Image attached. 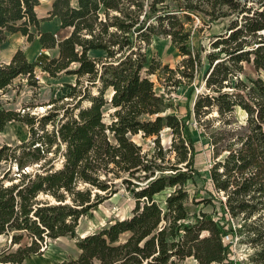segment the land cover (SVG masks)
<instances>
[{"label":"trees","instance_id":"16d2710c","mask_svg":"<svg viewBox=\"0 0 264 264\" xmlns=\"http://www.w3.org/2000/svg\"><path fill=\"white\" fill-rule=\"evenodd\" d=\"M39 5L0 0V56L15 34L41 46L34 61L22 49L0 60V93L20 78L40 89L38 69L75 83L44 112L0 109V131L12 121L29 131L0 144V237L9 242L0 264H22L64 237L79 255L62 264H243L236 244L250 249L247 264H264V0H53L56 32L41 30ZM197 30L210 31L208 46L192 45ZM155 37L171 39L175 68L149 58ZM182 87L191 104L180 116L167 95ZM196 135L212 153L211 189L200 197L187 187L198 175ZM122 189L131 214L80 235L81 219Z\"/></svg>","mask_w":264,"mask_h":264},{"label":"rangeland","instance_id":"374dc122","mask_svg":"<svg viewBox=\"0 0 264 264\" xmlns=\"http://www.w3.org/2000/svg\"><path fill=\"white\" fill-rule=\"evenodd\" d=\"M53 0H40V5L37 8V14L42 19L41 30L56 32L59 28L57 18L48 19L49 12L52 7ZM198 24V22H196ZM220 26L214 27L213 32H218ZM210 31H195L192 37V45L198 47L200 44L208 46V35ZM22 49L30 61L37 59L41 52V46L38 40L29 43L27 38L21 34L9 36L2 47V54L0 60L7 63L11 60L13 54ZM50 55H56L55 50L48 52ZM91 56H100V53L91 52ZM149 58L160 61L163 65H169L175 68L182 60L178 50L173 45L170 38L155 37L148 50ZM39 76L40 89H32L27 85V80L24 78L17 79L13 86L6 92L0 93V109L21 111L28 105L37 106L32 110L33 113H40L46 110L43 105L54 98H61L66 96L68 89L64 87L65 83H75V77L62 76L59 79L48 78L47 75L42 74L40 69L37 70ZM264 79V71L259 74ZM151 79L155 82V88L158 93H167L164 87L160 84L156 75H152ZM110 94L108 93V96ZM168 102L172 104L177 114L183 116L186 114L190 104V88L182 87L176 93L168 94ZM107 112L110 110L107 109ZM108 119V118H107ZM29 136L28 127L20 122H9L3 131H0V144L16 145L21 141H25ZM195 141L197 143V160L196 168L198 175L194 182L188 183V189L191 196L198 197L206 194L205 189H211L210 186V168L212 166V153L208 146V141L203 136L196 135ZM164 144L170 142V138L166 132L162 134ZM149 144V142H147ZM148 148V145H145ZM134 208V200L123 189L116 195L103 202L96 209L92 210L80 221L78 233L82 236L92 233L101 226L116 219H124L131 214ZM205 211L211 212L212 206L208 205L204 208ZM9 245L7 238L0 237V251L5 250ZM235 257L240 259L244 264L250 249L247 246L236 244L233 247ZM79 251L76 247L75 241L71 238L64 237L57 240H50L48 245L44 248L42 255H32L26 259L22 264H62L71 259H76ZM3 264V263H1ZM178 264H198L193 258H188ZM247 264V263H246Z\"/></svg>","mask_w":264,"mask_h":264},{"label":"crops","instance_id":"0c3cea01","mask_svg":"<svg viewBox=\"0 0 264 264\" xmlns=\"http://www.w3.org/2000/svg\"><path fill=\"white\" fill-rule=\"evenodd\" d=\"M57 20H58V22H57V24L58 25H60V22H59V19L57 18ZM59 28V27H58ZM53 32V31H52ZM55 51H56V53H57V50L55 49ZM92 52H97V53H101L100 51H92ZM2 54V53H1ZM0 58H1V56H0ZM8 63V62H7Z\"/></svg>","mask_w":264,"mask_h":264}]
</instances>
